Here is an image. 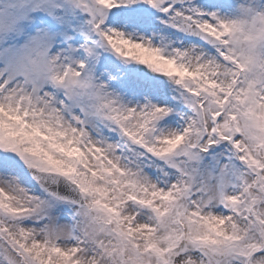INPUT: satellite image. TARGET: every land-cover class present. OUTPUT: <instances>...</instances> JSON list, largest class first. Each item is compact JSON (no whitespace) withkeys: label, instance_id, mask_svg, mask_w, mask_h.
<instances>
[{"label":"snow or ice","instance_id":"6c2138e0","mask_svg":"<svg viewBox=\"0 0 264 264\" xmlns=\"http://www.w3.org/2000/svg\"><path fill=\"white\" fill-rule=\"evenodd\" d=\"M0 264H264V0H0Z\"/></svg>","mask_w":264,"mask_h":264}]
</instances>
